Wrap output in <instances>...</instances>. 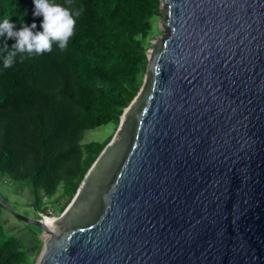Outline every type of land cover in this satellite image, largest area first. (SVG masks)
Masks as SVG:
<instances>
[{"label": "water", "instance_id": "1", "mask_svg": "<svg viewBox=\"0 0 264 264\" xmlns=\"http://www.w3.org/2000/svg\"><path fill=\"white\" fill-rule=\"evenodd\" d=\"M162 2L146 86L55 232L15 214L50 235L36 264H264V0Z\"/></svg>", "mask_w": 264, "mask_h": 264}, {"label": "trees", "instance_id": "2", "mask_svg": "<svg viewBox=\"0 0 264 264\" xmlns=\"http://www.w3.org/2000/svg\"><path fill=\"white\" fill-rule=\"evenodd\" d=\"M82 9L68 46L2 67L7 51L0 37V178L25 184L40 212L73 197L112 136L84 142L88 131L113 125L143 86L147 49L154 37L161 0H55ZM40 29L33 0H0V19L20 18ZM14 39H7L11 47ZM1 187V186H0ZM62 189L60 196L53 199ZM0 200V264H35L24 238L8 233ZM64 207H61V210ZM36 247L41 241L36 238Z\"/></svg>", "mask_w": 264, "mask_h": 264}, {"label": "rangeland", "instance_id": "3", "mask_svg": "<svg viewBox=\"0 0 264 264\" xmlns=\"http://www.w3.org/2000/svg\"><path fill=\"white\" fill-rule=\"evenodd\" d=\"M161 8L162 15L156 19V28L154 32L155 35L150 40L151 44L147 49V54L150 56V58L152 57L159 40L161 38L164 39L168 35V30L164 26V23L168 19L166 11L168 5L166 3H163L162 0ZM148 78L149 71L147 70L143 83L144 87L146 86ZM117 129L118 127L114 128V126L111 124L88 131L84 136V142L88 143L91 141H102L108 136H112V138H114ZM3 179L5 180L6 178H0V194L6 199L10 206V211L6 209L4 210L3 224L8 233H13L21 237L22 239L24 238L28 247L32 249V256H34L36 264L37 260L43 252L44 244L48 242L49 238L46 237V240L43 239L42 230L38 225L24 221L15 214L17 213L29 219L41 218L42 214L45 218L58 217L68 207L76 193L69 200L68 198H62L57 202L55 201V203H53V200H50L48 197H44L43 208L39 212L36 207L35 196L32 194L31 189L28 186H26L25 184H17L14 182L11 183L8 181H5V183H3ZM61 192L62 189L53 199H56L58 196H60ZM61 207H64V209L61 210ZM50 211H54L55 215H51ZM36 238L41 241V246L38 248L36 247V242L34 241V239Z\"/></svg>", "mask_w": 264, "mask_h": 264}, {"label": "clouds", "instance_id": "4", "mask_svg": "<svg viewBox=\"0 0 264 264\" xmlns=\"http://www.w3.org/2000/svg\"><path fill=\"white\" fill-rule=\"evenodd\" d=\"M33 16H42L40 29H37L35 20L28 24L24 20L27 15L25 11L23 18H20L21 27L17 28L11 18L0 19V37L5 38L7 51L2 55V67H11L17 58L24 59L33 55H41L50 52L55 44L63 50L68 46L69 38L73 34L76 19L81 15L82 9L71 8L55 0H33ZM14 39L15 43L9 47L7 39Z\"/></svg>", "mask_w": 264, "mask_h": 264}, {"label": "bare ground", "instance_id": "5", "mask_svg": "<svg viewBox=\"0 0 264 264\" xmlns=\"http://www.w3.org/2000/svg\"><path fill=\"white\" fill-rule=\"evenodd\" d=\"M151 52V51H150ZM122 118H124V115L122 116ZM43 222L53 231L55 232L57 224H58V217H43ZM50 238V235L48 233H44L43 234V238ZM49 240V239H48Z\"/></svg>", "mask_w": 264, "mask_h": 264}, {"label": "built area", "instance_id": "6", "mask_svg": "<svg viewBox=\"0 0 264 264\" xmlns=\"http://www.w3.org/2000/svg\"><path fill=\"white\" fill-rule=\"evenodd\" d=\"M46 199H47V198H46ZM50 214H51V215H55V214H54V211H50ZM46 215H49V214H46ZM42 216H43V214H42Z\"/></svg>", "mask_w": 264, "mask_h": 264}, {"label": "flooded vegetation", "instance_id": "7", "mask_svg": "<svg viewBox=\"0 0 264 264\" xmlns=\"http://www.w3.org/2000/svg\"><path fill=\"white\" fill-rule=\"evenodd\" d=\"M43 239H45V240H46V238H43Z\"/></svg>", "mask_w": 264, "mask_h": 264}]
</instances>
